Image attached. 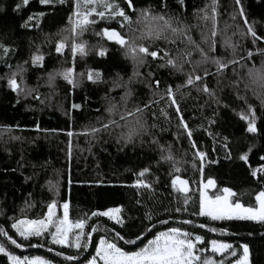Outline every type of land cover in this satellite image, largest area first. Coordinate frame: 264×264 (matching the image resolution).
<instances>
[{"label": "trees", "instance_id": "trees-1", "mask_svg": "<svg viewBox=\"0 0 264 264\" xmlns=\"http://www.w3.org/2000/svg\"><path fill=\"white\" fill-rule=\"evenodd\" d=\"M21 2L0 0V44L9 49L5 53L0 48V227L7 233L0 235V244L21 258L40 256L52 264H85L95 254V245L100 237L106 235L105 229L109 230L107 236L110 239L114 231H120L126 238H134L140 231V221L148 212L153 214V232L138 241L137 245H124L126 250L142 246L155 231L178 226V221L190 219L197 225H207L203 229L183 226L204 236L205 242L217 239L233 245L237 257L228 259L238 258L243 251L239 246L247 244L250 264H264V222L211 221L192 214L199 211V184L209 177L216 181L214 195L229 187L246 206H254L255 194L264 190V175L255 178L251 175V170L262 163L260 157L264 156V111L252 91L245 88L248 84L250 89L262 91L259 85L249 80L247 71L248 68L259 69L264 65V54L257 51L264 49V41H257L254 45L252 38L245 34L246 25L238 15L234 0H217L215 52H209V44L201 41V33L210 34L212 24L210 20L200 19L203 15L200 10L210 6L212 0H183L182 5L180 0H134L137 10L151 8L154 13L165 12L191 26L188 34L209 56L239 61L219 74H216V66L210 61L200 64L196 74L203 79L193 85H185L186 73L193 70L185 59L195 62L201 60V56L184 36L173 37L171 34L169 40L137 39L136 43L144 42L150 51H168L177 64L183 65V71L178 72L166 65L168 57L156 60L147 57V62L138 68L140 75L128 83L134 71L131 56H126L121 46L95 35V32L110 27L128 38L140 37V30L146 31L153 22L141 20L137 24V13L129 9L126 11L133 20L130 27L121 28L117 20L98 19L82 37L77 38L80 42H87V54H77L73 60L69 41L72 38L68 21L72 11L69 3L41 5L39 0H29L26 7L17 10L16 5ZM119 2L123 6V0ZM164 4L166 7L162 6ZM241 5L248 24L259 36H264V0H241ZM39 12L45 15L28 21L29 26L22 27L30 15L35 16ZM208 12L210 15V7ZM173 25L176 26L175 20ZM226 25L229 27L226 28ZM63 38H67L68 46L63 54H58L55 45ZM229 40L236 45L234 52L225 43ZM98 46L107 50L105 56L97 55ZM249 51L253 56L241 59L247 57ZM186 52L192 53L190 58L184 56ZM33 54L43 55V67L32 65ZM159 55L163 56V51ZM73 65L77 87L73 88L59 75L49 81V73ZM18 66L25 71L21 72ZM89 69L99 70L101 79L95 83L88 81ZM205 69L208 76H204ZM12 72H17L15 78L23 91L13 92L8 87L7 80ZM150 72L151 76L148 75ZM80 73L84 75L80 76ZM156 80L160 81L158 89L154 84ZM114 82L121 85L128 83L132 91L127 104L129 110L137 104L142 107L149 100L155 101L144 113L150 126L149 134L136 137L130 143H125L123 139L118 142L120 133L126 131L124 128H113L110 129L111 134L101 132L95 137L82 134L92 126L99 127L97 117L107 122L105 109L110 101L116 103L120 110V97L125 88L114 87ZM203 84L214 92L215 100L202 91ZM169 85L175 92L184 120L193 132L192 139L197 148L207 153L203 173L199 158L194 157L197 149L191 147L187 134L179 127L175 108L170 106L165 95ZM180 85L185 86L176 91ZM154 92L156 95H153ZM238 95L246 96L257 110V134L248 133L246 122L239 118L238 113L246 105L243 100L237 99ZM161 96L164 98L161 99ZM74 103L81 107L73 109ZM161 109L167 116L161 113ZM129 120L133 118L129 117ZM152 124L156 127H151ZM69 131L73 132L71 137L67 135ZM245 152L248 153V164L239 159ZM169 155L172 160L163 158ZM175 167L181 171L176 173ZM145 168L149 172L141 179L151 187H133L139 172ZM175 175L189 181L187 193L179 192L178 186L176 189L172 187L171 180ZM186 198L187 212L177 213L175 209L185 207L183 201ZM52 201H56L59 212L64 202L69 203L71 221L86 218V214L90 217L93 211L121 206L127 226L121 228L106 217H91L87 220L85 231H91L92 225H96L98 231L92 233L87 250L51 244L50 237L22 241L11 224L18 218H42L47 212V204ZM158 220H168L169 223L159 224ZM144 224L148 221L145 220ZM208 228H216L217 231L210 232ZM8 236L24 246L16 248ZM118 243L123 244V241ZM58 252L63 255H57ZM69 255L77 259H65ZM0 264H9L2 253Z\"/></svg>", "mask_w": 264, "mask_h": 264}, {"label": "snow or ice", "instance_id": "snow-or-ice-1", "mask_svg": "<svg viewBox=\"0 0 264 264\" xmlns=\"http://www.w3.org/2000/svg\"><path fill=\"white\" fill-rule=\"evenodd\" d=\"M41 5H54L59 3L61 5L69 3L71 7V15L68 17L69 24L71 26L70 31L72 33V43H71V54L73 60L79 54L84 56L87 54V42L82 41L77 43L76 40L82 37L83 34L90 29L92 25H95L99 20H117L121 28L126 26H131L133 23L131 15L128 14L126 9L137 13L136 23L139 24L141 20L148 21L151 20L153 25L148 27L146 31L140 30V37L128 38L121 34V32L110 27H104L99 32H95V35L102 36L108 41H113L121 48L125 49V55H130L133 60L134 71L132 77H129V82L131 83L133 77L139 76L138 71L139 66H143L147 62V57H151L153 60L156 59H166L165 63L168 66L173 67L178 72L183 71V65L177 64L176 59L170 57L169 52L163 49L151 50L148 46L143 43H136L137 39H149L151 41L155 40H169V34L175 37L177 35L184 36L185 39L194 46V48L199 52L201 60L192 62L189 59H185V62L192 66V72L186 73L187 79L185 85H193L198 81H202L203 77L196 74V68L202 63L211 62L216 66V74L221 73L230 64H238L239 61L236 59L224 60L222 56H209L208 53L200 47L192 39V36L188 34L190 32L189 25L183 23L178 17L169 15L165 12L154 13L151 8H143L137 10L134 5V0H123V6L119 0H39ZM181 5L183 0H180ZM29 0H22L20 4L16 5V9L19 10L22 6H27ZM234 4L237 6L238 15L243 18L244 24L246 25V35L252 38V43L255 45L257 41H264V36H259L254 28L248 24V19L245 15L243 6L241 5V0H234ZM166 7V4L162 5ZM210 7V15L208 9ZM200 12L203 13L200 19L211 21L212 27L210 34L201 33V41L203 43L209 44V52L216 51V41L217 36V0H212L210 6L206 5L204 9ZM44 12H39L34 15H30L27 21L22 25V27L29 26L28 21H32L36 17L44 16ZM235 16L232 17L235 20ZM175 20L176 26L173 25ZM38 23V21H37ZM229 27L226 25V28ZM133 32L137 31L132 29ZM238 31V30H237ZM235 35V33H234ZM170 42L174 43V40ZM228 47L235 51L236 45L231 43V41L225 42ZM68 46L67 38L58 40L55 45V51L58 54H63L64 49ZM0 48L3 49L5 53L9 49L0 44ZM163 51V56L159 53ZM258 52L264 54V49H258ZM107 50L98 46L97 55L105 56ZM191 52L184 53L186 58H190ZM253 53L249 51L247 57H241V59H250ZM44 60L43 55L33 54L31 57L33 66L43 67L42 61ZM165 65H161L163 67ZM243 67V65H241ZM20 71H25L22 67L18 66ZM59 75L73 88L78 86V81L76 80L75 67H67L62 71L56 73H49V81L54 80L55 76ZM84 73H80L83 76ZM101 72L99 70L89 69L87 71V80L93 83L101 79ZM149 76L152 75L150 72ZM209 73L205 69L204 76H208ZM17 72H12L10 78L7 80L8 87L13 91H23L20 88V84L16 80ZM247 76L253 84L259 85L262 91H257L255 89H250L248 84H245V88L252 91V94L260 102L261 110L264 111V65L257 69L255 67L248 68ZM128 83L121 85L114 82V87H124L125 92L120 97L121 105L109 102L108 107L105 111L108 113L107 122H104L102 117H97V122L99 127L92 126L83 135H91L93 137L97 136L101 132H108L111 134L110 129L113 128H124L126 131H122L118 137V142L123 139L125 143H130L136 137H141L148 135L150 131V126L147 120L144 118L145 110L150 107L155 101L149 100L142 107L140 105H135L131 110L127 108L129 98L132 96V91L128 88ZM156 88H159L160 81H154ZM185 85L177 86L176 91H179L180 87ZM31 91V90H30ZM202 91L209 96H212L215 100V94L212 92L207 84H203ZM153 95H156L154 92ZM165 95L168 98L171 107L175 108L176 115L178 117L179 127L187 134L190 141L191 147L197 149L194 153V157H198L200 160V171L203 173L204 160L207 157V153L201 151L197 148L195 141L192 139L193 132L189 128L188 124L183 118L180 106L175 98V92L171 85L167 86L165 89ZM38 98V97H37ZM164 97L161 96V99ZM237 99L243 100L246 105L238 113L240 120L246 122V131L251 134L258 133L257 127V110L253 104L249 103L246 96H237ZM219 104V100H216ZM81 106L79 104H73V109H79ZM228 107V105H224ZM161 113L165 116L167 114L161 109ZM119 117L116 119L115 117ZM153 119H155V113L152 114ZM129 117L133 118L132 121ZM121 121L124 123L121 124ZM151 127H156L152 124ZM37 130L38 126H37ZM67 135L71 137L73 132H67ZM71 154V148H69V155ZM167 160H172V156L163 157ZM239 159L245 164H248L249 158L248 153L245 152L239 156ZM262 163H260L256 168L251 170V175L255 178L258 175H264V156L260 157ZM214 162V161H213ZM195 167V165H193ZM181 169L175 167V172L179 173ZM149 172L148 168L143 169L139 172L138 178L133 187L137 188H150L151 185L146 183L142 177ZM172 187L177 188L181 193H187L189 191L188 184L189 181L182 179L179 175H175L171 180ZM216 187V181L213 178H208L206 182L201 180L199 184V211L192 213L193 215H198L200 217H207L211 221H256L264 222V190L258 191L255 196V205L246 206L244 203L237 198V193L229 187H224L220 194L209 195L208 190ZM139 203V201H138ZM185 207H177L175 211L177 213L184 211L187 212L188 199L183 201ZM31 207V205H29ZM61 207L63 208L62 217L56 215L57 204L56 201H52L47 204V212L43 214L42 218H18L11 224V228L15 230V234L18 235L22 241H29L31 238H45L50 237L49 243L54 245H60L67 248H75L77 250L83 249L87 250L88 241L92 238V233L98 231L96 225L91 226V231L86 232L85 227L87 220L91 217H106L109 221L114 222L116 225H120L121 228L126 227L125 219L122 216V207H109L106 210H97L91 213V216L86 218H78L75 221L69 219V203L64 202ZM168 211V209H165ZM148 221V224H144V221ZM153 214L146 212L143 219L140 221L138 227L140 229L139 233L132 237H125L120 231H114L112 238H108L107 232L109 230L105 229L106 235L101 236L99 242L95 245V254L88 259L86 264H250V253L247 244H242L239 247L243 250L242 254L234 260L228 259V257H237V250L233 248V245L227 242H223L217 239H212L205 242V238L202 235L195 234L193 231L184 229V225H192L193 227L206 228L205 224H195L194 221L190 219H183L178 221V226H169L166 230L155 231L152 238L147 239L146 243L142 246L136 247L135 250H126L124 245H137L138 241L146 238L147 234L153 232L155 224L152 223ZM157 223L167 225L168 220H158ZM210 232H216V228H208ZM220 231H224L221 229ZM0 235H7L3 227H0ZM74 236V238H73ZM8 240L16 248H22L24 245L18 243L16 239L8 236ZM119 241H123V244H119ZM207 244V246H205ZM33 247L37 245H31ZM42 246V245H41ZM51 251V249H49ZM0 253L4 254L9 264H52L48 259L40 256H34L29 258L28 256H23L22 258L17 255H13L11 252L7 251L5 246L0 244ZM57 255H63V253L58 252ZM214 257H220L216 259ZM67 260H75L76 256H66Z\"/></svg>", "mask_w": 264, "mask_h": 264}, {"label": "rangeland", "instance_id": "rangeland-1", "mask_svg": "<svg viewBox=\"0 0 264 264\" xmlns=\"http://www.w3.org/2000/svg\"><path fill=\"white\" fill-rule=\"evenodd\" d=\"M72 39H73V38H70V39H69L70 43H72ZM76 42H77V43H80V41H79L78 39L76 40ZM141 43H144V42H141ZM204 182H206V180H205ZM214 189H215V188H213V189H209V190H208V194H209V195H214V194L212 193ZM56 215H57L58 217H62V215H63V208H61V212H59V211H58V208H56ZM73 238H74V236H73ZM98 242H99V241H98ZM214 258H216V257H214ZM216 259H217V258H216ZM85 264H86V263H85Z\"/></svg>", "mask_w": 264, "mask_h": 264}]
</instances>
